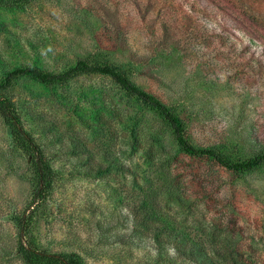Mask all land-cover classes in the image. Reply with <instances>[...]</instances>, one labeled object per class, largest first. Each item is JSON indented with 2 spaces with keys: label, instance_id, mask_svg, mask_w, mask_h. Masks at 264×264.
Segmentation results:
<instances>
[{
  "label": "rangeland",
  "instance_id": "obj_1",
  "mask_svg": "<svg viewBox=\"0 0 264 264\" xmlns=\"http://www.w3.org/2000/svg\"><path fill=\"white\" fill-rule=\"evenodd\" d=\"M0 0V84L104 63L232 162L264 153V0ZM51 172L39 250L81 264H264V163L235 173L180 150L168 122L109 77L6 90ZM37 174L0 116V264H28L12 218ZM225 259L233 263L224 262Z\"/></svg>",
  "mask_w": 264,
  "mask_h": 264
},
{
  "label": "trees",
  "instance_id": "obj_2",
  "mask_svg": "<svg viewBox=\"0 0 264 264\" xmlns=\"http://www.w3.org/2000/svg\"><path fill=\"white\" fill-rule=\"evenodd\" d=\"M27 0H10L6 4L14 7L17 4L25 3ZM83 74H100L109 77L124 93L140 101L144 106L158 112L170 125L175 141L180 150L190 156L198 158L213 159L220 166L235 173L252 171L264 163V153L253 156L252 158L232 162L209 148H196L192 146L184 137L183 131L178 120L172 112L153 95L139 89L128 78L118 70L104 63L88 62L87 60H78L74 67L69 70L58 73H44L34 68H19L11 71L6 76L4 82L0 84V116L10 129L13 139L22 144L30 155L37 174V183L33 193L32 203L27 212L21 216L12 218L14 225L18 230V252L28 264H81L80 260L72 255L50 254L39 250L31 240V223L33 214L39 205L44 201L48 190L51 187V172L44 162L38 145L33 137L23 128L19 116L16 113L12 101L6 97V90L10 87L13 80L25 76L39 83L52 85L65 83L75 77ZM224 262L233 263L229 259ZM210 264H220L219 261H210ZM234 264V263H233Z\"/></svg>",
  "mask_w": 264,
  "mask_h": 264
}]
</instances>
